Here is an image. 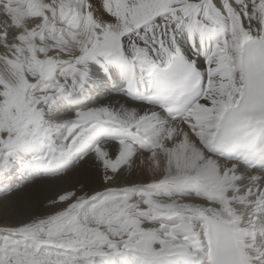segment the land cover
<instances>
[{"label": "snow or ice", "instance_id": "snow-or-ice-1", "mask_svg": "<svg viewBox=\"0 0 264 264\" xmlns=\"http://www.w3.org/2000/svg\"><path fill=\"white\" fill-rule=\"evenodd\" d=\"M99 4L102 13L92 0H29L27 17L16 21L23 26L0 31L11 49L2 58L10 78L0 72V170L21 153L35 152L36 163L66 161L92 128L107 123L138 144L120 139L115 155L96 145L104 170L136 164L155 178L81 199L71 212L5 228L0 264H96V258L114 264L124 255L135 264H174V257L199 264L205 253L209 264H235L241 234L257 264L264 261V160L255 171L248 154L236 151L255 135L250 122L264 132V112L228 115L248 58L264 57V0H127L121 10ZM185 29L193 47L198 38L208 49L206 79L178 44ZM98 57H119L130 92L153 79L160 88L180 86L178 94L150 98L171 119L155 110L99 107L78 111L66 130L49 125L46 112L83 91L87 63ZM217 155L238 166L222 168ZM240 162L248 168L242 171ZM49 231H69L72 240L41 241L40 233Z\"/></svg>", "mask_w": 264, "mask_h": 264}, {"label": "bare ground", "instance_id": "bare-ground-1", "mask_svg": "<svg viewBox=\"0 0 264 264\" xmlns=\"http://www.w3.org/2000/svg\"><path fill=\"white\" fill-rule=\"evenodd\" d=\"M105 2L113 5L116 4L117 0H105ZM92 3L94 8L101 13L103 12L99 0H92ZM28 6L29 0H0V31L7 30L11 34L17 31L19 27H22V24H17V17L20 15L27 17L29 10ZM5 13L8 14L7 19L5 18ZM27 23L31 22L27 21ZM178 41L180 42L179 34ZM201 51V46L199 45L196 51L192 49L188 55L192 61H198L199 65H201L202 69L205 71L207 70V58L202 55ZM117 61H119V57H112L108 60L104 57H98L93 60L92 63L88 62V78L83 91H77L71 96L59 99L54 107L46 112L45 119L50 120L49 125L64 130V126L75 121L78 111L99 107H108L118 113L124 110L145 114L155 110L162 119L168 120L158 108L145 105L142 102H137V100H135L136 98L130 96V92H128L126 86H124L123 77L115 72L117 67L115 63ZM77 106H81V108H77ZM104 128L110 130L107 137H104ZM112 130L113 126L107 123L96 125L80 143L78 150L91 152L96 145L103 144L110 154L115 155L118 150V141L120 139H124L134 145L138 144L137 138L133 137L130 133L117 132L116 130L113 132L116 134L115 138L111 141L110 135L112 134ZM30 154L31 153H21L20 160H14L5 169L0 170V181L6 179L8 175H10L8 172L6 173L5 170H8L9 167L13 168L17 162L20 170L24 172V175L21 176L17 174L19 177L10 176L12 185L14 184L17 191L14 195L6 197L4 201L2 200L3 202H1V204H5L6 208H2L0 222L6 220L13 225H20L27 223L34 216L44 215L53 210L51 207H44V204L48 200L52 199L57 193L75 187L76 185L84 184L86 188L92 190H97L102 187L100 181V168L97 167L98 165L102 167V164L94 155L90 156L81 167L71 171L68 176H63L64 169L68 166L67 160H56V165L49 167L45 165L36 168L33 159L28 158ZM160 159L161 169H163L164 157L161 156ZM243 169L244 168H241V170ZM125 170L126 168H122L118 173L121 182L128 183V186L134 183L139 185L146 182L145 178L138 175L131 177L126 176ZM19 173H21V171ZM55 177L62 178L53 179ZM123 258H126L127 264H135V261L130 259L128 255H124ZM172 259L173 262L176 263L179 261L177 257ZM119 261L120 260L113 258L114 264H119ZM96 264H104V261L101 258H96Z\"/></svg>", "mask_w": 264, "mask_h": 264}, {"label": "clouds", "instance_id": "clouds-1", "mask_svg": "<svg viewBox=\"0 0 264 264\" xmlns=\"http://www.w3.org/2000/svg\"><path fill=\"white\" fill-rule=\"evenodd\" d=\"M0 72H2L6 78H10L7 65L2 58H6L11 49L5 47L2 41H0ZM242 83L240 84L239 96L236 104L233 107L232 112H229V116L233 113L239 114H252L254 112H264V57H249L243 72L240 77ZM73 130H69L68 134L71 135ZM79 146L74 149L71 156L67 159L68 166L65 167L63 176H68L71 171L81 167V165L88 160L90 156H95L93 150L79 151ZM221 164V167L230 170L236 168L238 163L235 159L225 155L216 157ZM44 165V162L40 163ZM100 168V181L102 187L97 190L88 189L84 184L76 185L75 187L68 188L62 192L57 193L52 199L48 200L45 204V208H53L52 211L47 212L44 215H37L32 217L27 223H36L37 221L59 215L63 212H71L76 207V202L81 199H91L94 195H98L102 192L109 191L111 189L128 187V183H123L120 180L119 172H106L104 167L98 165ZM126 176L138 175L147 182H152L155 178L154 171L143 169L133 164L130 168L125 170ZM62 177H55L53 179H61ZM11 193H6L10 195ZM243 214V213H242ZM9 228V227H6ZM55 237L58 241L70 243L72 240V234L69 231L56 232L49 231L47 233H40V240L46 241ZM205 245L207 247V235L204 236ZM264 243V241H262ZM259 246V245H257ZM234 247L236 249L235 264H257L258 258L253 251V245L244 235L241 234L240 238L235 241ZM199 264H209L208 254L205 253L200 257ZM259 264H264V261H259Z\"/></svg>", "mask_w": 264, "mask_h": 264}, {"label": "rangeland", "instance_id": "rangeland-1", "mask_svg": "<svg viewBox=\"0 0 264 264\" xmlns=\"http://www.w3.org/2000/svg\"><path fill=\"white\" fill-rule=\"evenodd\" d=\"M127 2V0H117L116 4H113V6L116 7L117 10H121V6L122 5H125ZM169 0H142V3L147 5V4H160V5H163V4H166L168 3ZM124 11H126V9H124ZM142 11V10H141ZM77 108H81V106H77ZM46 122L49 124V121L48 119H45ZM72 125V123H70V125H67V126H64V130H66L68 127H70ZM36 155V153L32 152L30 154V156L28 158H32L34 160V156ZM10 169V170H9ZM9 170V171H8ZM8 170H5L6 173L8 172V177L6 179H3L2 181H0V213L1 211L4 209L5 207V204H1V202L4 201V199L8 196H12L15 194V192L17 191V188L14 186V184L12 185V181H11V177L15 176V177H19V175L17 174H20L21 175H24L23 173H19L21 170H20V167H19V164L18 162L15 163L14 167H9ZM15 172V173H14ZM11 176V177H10ZM15 180V179H14ZM6 193H11L10 195H6ZM3 200V201H2ZM4 205V206H3ZM2 206V207H1ZM3 208V209H2ZM6 208V207H5ZM9 208V207H8ZM7 208V209H8ZM5 223V224H4ZM7 225V226H6ZM5 226V227H4ZM15 226H18L17 224L16 225H13L11 222H7L6 220H2V222H0V233L3 232V230L6 228V227H15Z\"/></svg>", "mask_w": 264, "mask_h": 264}]
</instances>
